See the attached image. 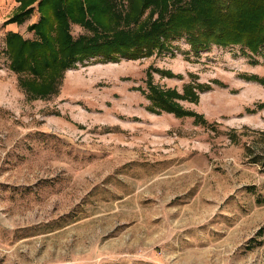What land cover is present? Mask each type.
Listing matches in <instances>:
<instances>
[{"label": "rangeland", "instance_id": "rangeland-1", "mask_svg": "<svg viewBox=\"0 0 264 264\" xmlns=\"http://www.w3.org/2000/svg\"><path fill=\"white\" fill-rule=\"evenodd\" d=\"M39 16L0 24V264H264V45L194 55L181 37L173 55L78 63L34 99L5 38L34 39ZM149 78L210 86L175 101L213 127L148 110Z\"/></svg>", "mask_w": 264, "mask_h": 264}, {"label": "trees", "instance_id": "trees-1", "mask_svg": "<svg viewBox=\"0 0 264 264\" xmlns=\"http://www.w3.org/2000/svg\"><path fill=\"white\" fill-rule=\"evenodd\" d=\"M35 2L40 16L29 28L36 37L8 32L5 38L9 67L34 99L54 93L64 70L78 63L117 62L154 53L173 55L172 41L181 37L194 55L211 45L239 46L256 54L264 45V0H20L19 11L7 23L22 22ZM72 25L85 32L74 36ZM154 70L175 76L168 70ZM249 77L264 84L262 77ZM148 80V110L193 117L213 127L201 114L175 101L195 102L197 91L210 86L188 84L180 94L174 89L162 90ZM263 106V102L258 105Z\"/></svg>", "mask_w": 264, "mask_h": 264}, {"label": "crops", "instance_id": "crops-1", "mask_svg": "<svg viewBox=\"0 0 264 264\" xmlns=\"http://www.w3.org/2000/svg\"><path fill=\"white\" fill-rule=\"evenodd\" d=\"M37 2L32 5H36ZM20 0H0V24H2L5 20H7L10 16L8 14H12L13 11H16L19 8ZM21 24L17 23H9L4 27L5 32L8 30L18 31V27Z\"/></svg>", "mask_w": 264, "mask_h": 264}]
</instances>
